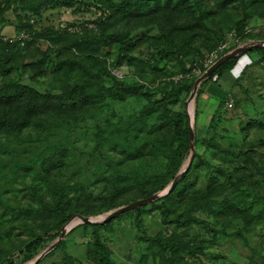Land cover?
Segmentation results:
<instances>
[{
	"label": "rangeland",
	"instance_id": "1",
	"mask_svg": "<svg viewBox=\"0 0 264 264\" xmlns=\"http://www.w3.org/2000/svg\"><path fill=\"white\" fill-rule=\"evenodd\" d=\"M96 25L125 40L91 43ZM221 44L230 99L172 97L185 61ZM90 70L97 97L49 124L61 136L0 130V264H98L97 240L116 264H264V0H0V95H56ZM176 112L191 153L166 127Z\"/></svg>",
	"mask_w": 264,
	"mask_h": 264
},
{
	"label": "trees",
	"instance_id": "2",
	"mask_svg": "<svg viewBox=\"0 0 264 264\" xmlns=\"http://www.w3.org/2000/svg\"><path fill=\"white\" fill-rule=\"evenodd\" d=\"M87 25V24H86ZM67 28V27H65ZM90 28V29H89ZM87 27L85 28L86 31H90L94 34H98L99 29L98 26L96 25L95 27ZM76 31H81V29H77ZM102 37L100 39L93 38L90 42H99L100 41H110L112 42L113 39L119 40V41H124L125 38L120 39L118 35H100L98 34L96 36ZM86 38H90V36H85ZM112 39V40H110ZM30 40H26L24 45L20 43V46H26L28 45ZM84 45H87L86 43ZM218 47V46H217ZM216 48V47H215ZM86 49L85 46H81L79 49L80 52L84 51ZM227 51V50H226ZM226 51L223 54L222 59L227 56ZM198 60L194 59H189L185 61V66H183V70H181V74L184 76L181 80L176 81L177 83L170 85L171 90H174L175 93L172 94V97H179V95L183 92L188 91L189 93L193 90L194 84L196 83L197 79L199 76L203 75L206 72V67L202 64L199 63L196 64L195 62ZM237 59L236 57L234 58H229L227 61L223 62L222 64L218 65L205 79H203L200 83L199 86L197 87L196 90V95L198 98H200L201 92L203 85L207 83H213L218 84L219 80L223 77V75L231 70V67H233L236 63ZM80 62L83 64V61H72V65L75 67L77 65H80ZM220 62V61H219ZM218 62V63H219ZM190 65L188 67V65ZM195 66H199L201 69L200 75H193L191 78H186L184 74L189 73L190 70ZM75 69V68H73ZM106 71V70H104ZM96 73V72H95ZM102 74V72H101ZM88 75L89 80L88 84H81L79 81H76L74 77L70 78L66 76L64 82L67 83V87L61 88L59 94H54L52 91H46L44 94L39 93L35 91L31 87H27V84L22 82L20 84H13L11 86V90L8 89L4 94L0 95V130L1 131H9L12 127L16 129L17 132L21 133V129L26 127L29 124H35L40 127L38 132H42L44 127L47 126L48 129L50 128V123L58 120H68L69 122H78V120L82 117V112L80 110L81 108V101L86 100L87 103H91L96 97H97V90L94 91L93 87L95 86L96 82L94 78H99V74H93L91 70L89 71ZM180 75V74H179ZM69 78V79H68ZM74 79L75 83L71 85V80ZM70 80V81H68ZM222 86V84H221ZM91 87L90 92L87 91V88ZM129 88L126 89L127 94H129ZM225 88V87H221ZM134 90L136 88H133ZM94 91V92H93ZM221 98H219L221 101L220 102H225L230 99V93L229 91L227 92L226 90H223L221 92ZM117 97H120V99H126L128 96L125 95L124 93H115ZM168 117H172V123L169 125L167 124V129H170V126L173 125V128L176 132V134L182 136L183 133L186 134V152L191 153V148L189 146V131L190 128L187 125V120H188V115L185 112H176L174 114H170ZM44 119H50V121H45ZM52 120V121H51ZM140 122H135L132 124V131H134L135 135L137 136L140 131L137 130L139 127ZM22 126V128L19 129V127ZM73 125V124H72ZM70 124H68L67 128L65 131L69 129ZM19 129V130H18ZM15 131V130H12ZM50 135L53 136L55 134L58 136H61L63 132L56 127V129H49ZM58 131V132H55ZM181 139V140H180ZM182 141V138L179 137V142ZM56 148V146H55ZM133 148V147H132ZM134 149V148H133ZM181 161L179 163H176L174 166V170H172V175L169 178V182L172 183L175 181V174L177 171L181 170ZM44 165V163H43ZM180 181V180H179ZM179 182H176L175 186L178 185ZM171 191H173L171 189ZM154 193V192H153ZM151 195V194H149ZM146 197V196H144ZM62 206H64L62 208ZM53 209H59L61 208V213L64 215V218H69L71 215L67 211V208L65 204L62 203V201H56L54 205L52 206ZM118 207L113 206L111 209H107L104 214H112ZM43 242V237L39 236L35 240L31 241L28 244V249L31 250L32 248L40 245ZM94 250H95V259L98 262V264H116L115 262L112 261L110 258L109 250L107 247H105L100 240H97L94 244Z\"/></svg>",
	"mask_w": 264,
	"mask_h": 264
},
{
	"label": "built area",
	"instance_id": "3",
	"mask_svg": "<svg viewBox=\"0 0 264 264\" xmlns=\"http://www.w3.org/2000/svg\"><path fill=\"white\" fill-rule=\"evenodd\" d=\"M227 45L226 44H221L218 47L214 48L213 50H211V52H209L203 62V65L206 67V71L210 70L211 68H213L215 65H217V63L222 59V56L224 54V52L227 50ZM195 71H197L198 73L201 72V69L199 68V66H195L194 68ZM184 76L182 74L178 75L176 80L179 81L183 78Z\"/></svg>",
	"mask_w": 264,
	"mask_h": 264
},
{
	"label": "crops",
	"instance_id": "4",
	"mask_svg": "<svg viewBox=\"0 0 264 264\" xmlns=\"http://www.w3.org/2000/svg\"><path fill=\"white\" fill-rule=\"evenodd\" d=\"M220 80L219 83L215 85L213 83L205 84V88H202L201 97H203V99H209V102H212V100L210 99V97L212 96L213 100H215L216 102H220L221 100L219 98H221V92L225 90V88L221 89L222 86L220 84Z\"/></svg>",
	"mask_w": 264,
	"mask_h": 264
},
{
	"label": "water",
	"instance_id": "5",
	"mask_svg": "<svg viewBox=\"0 0 264 264\" xmlns=\"http://www.w3.org/2000/svg\"><path fill=\"white\" fill-rule=\"evenodd\" d=\"M231 56H225L223 59L220 60L219 63H217V65H215L213 68H211L210 70L206 71L195 83L194 88H193V94H195L197 87L199 86V83L205 79L206 77H208V75L220 64H222L223 62L227 61ZM177 182V179H175V181L173 182V186H175Z\"/></svg>",
	"mask_w": 264,
	"mask_h": 264
}]
</instances>
